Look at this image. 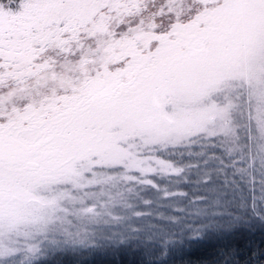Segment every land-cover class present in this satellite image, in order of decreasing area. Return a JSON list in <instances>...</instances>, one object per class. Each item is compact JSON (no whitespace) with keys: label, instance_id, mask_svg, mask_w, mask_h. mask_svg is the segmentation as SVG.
<instances>
[{"label":"rangeland","instance_id":"rangeland-1","mask_svg":"<svg viewBox=\"0 0 264 264\" xmlns=\"http://www.w3.org/2000/svg\"><path fill=\"white\" fill-rule=\"evenodd\" d=\"M168 51L142 58V89L79 111L57 100L67 77L43 84L45 146L0 177V264H139L215 228L264 224L242 207L264 181V16L189 26Z\"/></svg>","mask_w":264,"mask_h":264},{"label":"snow or ice","instance_id":"snow-or-ice-1","mask_svg":"<svg viewBox=\"0 0 264 264\" xmlns=\"http://www.w3.org/2000/svg\"><path fill=\"white\" fill-rule=\"evenodd\" d=\"M246 10L264 16V0H0V177L6 163L34 160L50 135L34 105L16 99L29 81L55 86L67 77L72 86L60 87L57 100L70 99L77 111L135 93L152 75L143 57L163 59L182 30ZM257 183L264 181L249 182L242 207L264 219Z\"/></svg>","mask_w":264,"mask_h":264},{"label":"trees","instance_id":"trees-1","mask_svg":"<svg viewBox=\"0 0 264 264\" xmlns=\"http://www.w3.org/2000/svg\"><path fill=\"white\" fill-rule=\"evenodd\" d=\"M155 252L139 264H264V224L228 231L215 228L197 238L160 246Z\"/></svg>","mask_w":264,"mask_h":264},{"label":"flooded vegetation","instance_id":"flooded-vegetation-1","mask_svg":"<svg viewBox=\"0 0 264 264\" xmlns=\"http://www.w3.org/2000/svg\"><path fill=\"white\" fill-rule=\"evenodd\" d=\"M43 84L44 86H47V83L45 82H42L40 83L39 87H37L36 85V82L35 81H29L28 82V91L22 93V94H19L16 95V99L18 101H27L29 104H33L34 105V112H33V115L36 116V114L38 113V105L36 104L38 98L40 97V93H44V92H47L46 90V87H43ZM18 94V93H17ZM41 100H45V98H42Z\"/></svg>","mask_w":264,"mask_h":264}]
</instances>
